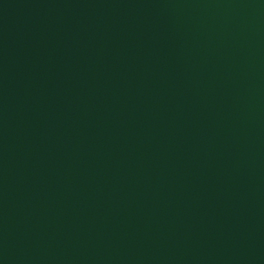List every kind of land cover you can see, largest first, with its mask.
I'll list each match as a JSON object with an SVG mask.
<instances>
[{"label":"water","instance_id":"1","mask_svg":"<svg viewBox=\"0 0 264 264\" xmlns=\"http://www.w3.org/2000/svg\"><path fill=\"white\" fill-rule=\"evenodd\" d=\"M0 264H264V0H0Z\"/></svg>","mask_w":264,"mask_h":264}]
</instances>
